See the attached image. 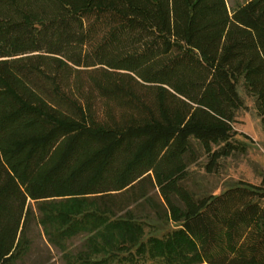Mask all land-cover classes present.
<instances>
[{"label": "trees", "instance_id": "1", "mask_svg": "<svg viewBox=\"0 0 264 264\" xmlns=\"http://www.w3.org/2000/svg\"><path fill=\"white\" fill-rule=\"evenodd\" d=\"M242 91L264 125V0H0V264L33 221L66 264H264V177L187 184L246 152Z\"/></svg>", "mask_w": 264, "mask_h": 264}, {"label": "rangeland", "instance_id": "2", "mask_svg": "<svg viewBox=\"0 0 264 264\" xmlns=\"http://www.w3.org/2000/svg\"><path fill=\"white\" fill-rule=\"evenodd\" d=\"M249 0H227L231 10L238 8ZM245 101V108L239 111L237 122L231 130V139L245 147L246 152L227 159L220 168L209 173L206 165L209 162L207 155L199 148L193 150V157L197 158L188 170L189 188L197 195H218L238 181L261 185L264 177V125L258 116L254 100L244 91L241 92ZM85 201H69L67 211L71 214L82 213L89 209ZM87 205V203H85ZM78 215V214H77ZM39 216V215H38ZM157 228L149 230L154 235H160ZM148 232V230H147ZM30 238L31 251L18 264H66L63 253L54 247L47 239L43 228L37 221L32 222ZM82 238L71 240L68 250L74 254L81 250ZM152 263V262H151Z\"/></svg>", "mask_w": 264, "mask_h": 264}]
</instances>
